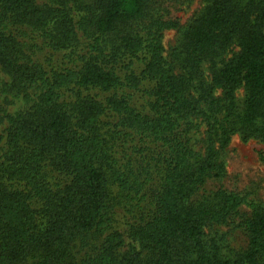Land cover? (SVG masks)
I'll return each instance as SVG.
<instances>
[{
	"label": "trees",
	"instance_id": "obj_1",
	"mask_svg": "<svg viewBox=\"0 0 264 264\" xmlns=\"http://www.w3.org/2000/svg\"><path fill=\"white\" fill-rule=\"evenodd\" d=\"M165 1L0 0V264H264V205L225 256L247 198L208 185L233 125L264 139V0H209L171 59Z\"/></svg>",
	"mask_w": 264,
	"mask_h": 264
},
{
	"label": "rangeland",
	"instance_id": "obj_2",
	"mask_svg": "<svg viewBox=\"0 0 264 264\" xmlns=\"http://www.w3.org/2000/svg\"><path fill=\"white\" fill-rule=\"evenodd\" d=\"M208 3L209 0H190L185 3L172 0H166L164 2L162 10L165 17L177 18L181 24L180 28L168 29L164 34L165 54L170 59L173 48L178 47L181 42L185 27ZM238 49L236 47L235 50L237 51ZM233 53V51L229 53L226 58L231 57ZM204 69L206 79L211 80L212 72L208 68V64L204 66ZM217 94L222 98L224 92L222 89H219ZM235 96V111L239 114L245 109L246 89L244 87L238 89ZM220 104L222 105V111L219 113V118L223 120L226 116L225 101L223 98ZM233 126L234 129L230 132L231 139L224 150V159L227 163L228 175L222 183L219 181L208 184L212 188L224 186L230 190L242 193L247 198V201L240 207L239 214H236L229 222L216 225L214 228L209 229V236L213 237L216 235L219 238L221 251L228 257L237 255L239 252L247 249L249 246V237L246 229L241 224L242 219L253 213L254 207L252 203L260 202L264 205V139L259 134L260 130L257 129L255 124L246 123L244 129L237 128L236 125ZM203 129H206L205 126L202 127ZM197 136H200L199 141H197V147L203 150L205 147L204 137L200 132L197 133ZM119 227L126 234L128 233V228L125 223L122 222ZM126 237L127 241L130 242V238L128 236ZM149 256L148 254H144L145 260L146 258L150 259ZM147 261L143 262V264Z\"/></svg>",
	"mask_w": 264,
	"mask_h": 264
}]
</instances>
